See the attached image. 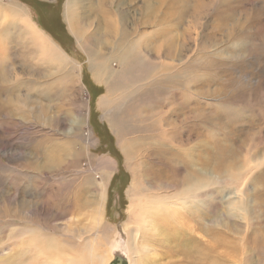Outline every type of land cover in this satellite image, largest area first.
Instances as JSON below:
<instances>
[{"label": "rangeland", "instance_id": "374dc122", "mask_svg": "<svg viewBox=\"0 0 264 264\" xmlns=\"http://www.w3.org/2000/svg\"><path fill=\"white\" fill-rule=\"evenodd\" d=\"M67 2L0 0V104L14 103L0 110V264L56 258L53 249L37 254L41 239L69 255L94 244L132 264H264V0H76L75 30ZM120 11L121 31L145 36L144 57L112 63L107 86L93 79L76 37L87 48L95 33L101 57L117 49L106 22ZM33 28L46 39L30 37ZM56 51L66 59L57 70ZM148 146L180 157L159 165L143 156ZM183 154L211 186L198 201L184 198L185 209L169 199L175 233L143 225L129 250L122 227L133 184L176 192L151 189L140 175L158 168L178 181Z\"/></svg>", "mask_w": 264, "mask_h": 264}, {"label": "bare ground", "instance_id": "6f19581e", "mask_svg": "<svg viewBox=\"0 0 264 264\" xmlns=\"http://www.w3.org/2000/svg\"><path fill=\"white\" fill-rule=\"evenodd\" d=\"M101 1H102L103 5H107V3L109 2V0H101ZM75 2H76V0H68V2L65 5V8H64V10H65V21L67 22V24L69 25V27L71 29L73 28V30L78 29V27H80L78 24V21L79 22L82 21L80 17L79 18L73 17L72 9H73ZM116 3H117V6L120 7L121 0H116ZM100 10H101L102 14L104 15L105 13L102 10V7ZM148 10H149V8H148ZM122 15H124L122 12L119 13L118 20L116 23L115 22L112 23L111 21H109L108 23L106 22V26L109 27L110 29L112 28V30H113L114 24H115V28L113 31V37H114L113 41H115V45H117L119 47V48L117 47L118 50L116 48H112L111 51H108L105 56L101 57V54H99L98 51L96 52V50L93 49V47L99 48V44L101 43V38H99L95 33H91V34L88 33L86 35L85 39L89 43V46L87 48H85L83 46L81 37L80 36L76 37L77 45L79 46L80 49H82L83 51L86 52V54L89 58V68L93 74V79L96 82L101 81V83H104L107 86L109 85V83H106V81H107V78L110 77V75H108V70H109L108 68L111 67L112 63H115L116 65H118L120 67H126V65H128V64H132L133 62H136L135 60L137 59V57H139V56L144 57V55H142L141 52L139 51V48L141 47V43H142L141 40H143L145 38V36L144 37L142 36L143 38L141 36H139L140 37L139 38L138 36H136L135 33L131 34V32H128L127 30L121 31V23L123 21H125V19H126L125 15L124 16H122ZM116 28H117V31H116ZM70 31H72V30H70ZM4 35H7L6 32L4 33ZM30 37H33L34 40L38 39V37H40V38L42 37V39H44V40L46 39V36L44 34L42 35L40 31H38L34 28L32 29ZM151 48H153V46ZM151 48H149V50H151ZM95 53H98L99 56L96 55ZM63 55L64 54H59V52L56 51V56H53L54 60L52 59V62H51L54 66L57 65L56 68L53 67L54 69H56V70L60 69L61 65L66 62V59L63 57ZM63 77H65L67 79V76H63ZM67 81H68V79H67ZM64 83H65V85L68 84L66 82H64ZM3 94H6V93H3L0 91V96ZM12 99H13V97H8L4 101L3 104H0V110L5 108V110L8 112L9 108L12 107L14 104ZM103 99L104 98L102 97L98 101V106H101V108H103L105 106ZM193 121H194V119H193ZM148 147H147L146 152L143 156L147 160H151V159L156 160L157 159L159 165H165L166 163H170L171 162L170 160H173L175 157L179 156V154L176 152L171 153V154L170 153L167 154L164 151L163 147H160V146H150L149 148ZM130 150L132 151V149H130ZM131 151L124 150V153H125L127 159L131 158V156H132ZM47 152L49 153L50 150L48 149ZM48 153H46V155ZM50 154H51V152H50ZM134 154H136V153H134ZM140 155H138V156H140ZM181 156L183 158L182 159L183 162L185 161L184 163H187V169L185 171V174L182 173V175H183L182 179H180L178 181H173L172 179L170 180L166 176L167 174L166 175L164 174V170L158 169V168L156 169L157 171H152V172L150 171V169H147V170L144 169V170H142L143 173L140 175L141 181L144 182L145 184L147 183L151 189L161 191L162 189H173L174 190V188H176L177 189L176 192L170 193V194L169 193L162 194V193H156L153 190L155 193L150 192V193L146 194V192L142 188H136L135 184H133V187L130 190V194L132 197V205L127 210V214L129 215V222H128V224L124 223L123 227H122L123 232H125L126 236H127L126 237L127 238L126 247L129 250H130L132 244L134 245L138 242V239H139V236H140L141 230H142L141 227L143 225L145 226V230H146V226H148L147 228H150L153 230H158V231H160L161 234L162 233L167 234L169 231H171V233L172 232L175 233V231H176L175 230V224H172L175 221L174 220L175 216L172 215L173 209L168 208L170 206L173 207V205L171 203L169 204V199L170 200L177 199V203L180 202L182 204L180 206L181 209H185L186 206L183 205V203H186L184 201V198L187 199L188 201H190L191 203L193 201L194 202L198 201L200 191L204 188H209L208 187L209 182L207 181V179L205 178V180H204V177L202 178L200 176V173L196 170V168H195L196 162L193 160H188L186 158L185 154H183ZM48 157H50V156L48 155ZM101 163L103 165H107V167H109V165H110L111 170H114V168H115L114 162L110 161L108 159H106L104 162L101 161ZM99 178H100V183H98V187L100 188V190L103 191L102 188L104 187V182H103L101 177H99ZM209 186H211L210 183H209ZM96 221H97V219H96ZM171 233L169 232V234H171ZM36 234H38V233L36 232ZM33 235H34V233H33ZM37 236H33V237L36 238ZM96 236H95V239H96ZM99 236H100V234H99ZM22 237H24V235ZM38 238L41 239L42 237H38ZM38 238H36V240H38ZM45 240L46 239L33 241L32 246L34 248H36V250L38 251L37 254L38 255L40 254V256L46 255L47 249H48L47 250L48 254L50 251H51L52 256L54 254H57L58 257L56 256V258H54V259L52 258L51 260H49L50 257H47L48 261H46V264H109V262L111 260L110 252L104 251V250L100 251V250L96 249V246L94 244H85L84 243L83 244L84 245L83 250H80L78 248L79 250L73 252L72 255H69L68 253L64 252L66 250H64V251L60 250V248L58 246L59 244L57 245L58 249H55V246H56L55 241L53 242V240H50V239L48 241H45ZM89 242H91V241H89ZM51 243L55 244V246L52 247L53 245ZM57 243H59V242H57ZM50 249H53L54 251H52ZM131 250L132 251L134 250L133 247ZM53 252H56V253L53 254ZM123 256L127 259L128 264L133 263V262H131L132 257H130V261H129V256H127V255H123Z\"/></svg>", "mask_w": 264, "mask_h": 264}, {"label": "flooded vegetation", "instance_id": "af4514ba", "mask_svg": "<svg viewBox=\"0 0 264 264\" xmlns=\"http://www.w3.org/2000/svg\"><path fill=\"white\" fill-rule=\"evenodd\" d=\"M42 10V7L39 5V12ZM35 12L36 13H38V11H37V9L35 10ZM41 13V12H40ZM46 20H47V18L44 20L43 19V22L45 21L46 22ZM47 24H49V25H51L52 26V28L55 30V31H63V29H62V26H61V22L59 21V20H57V21H51V20H47ZM52 23H54V24H52ZM57 33V32H56ZM58 34L59 35H63L64 36V34L63 33H59L58 32Z\"/></svg>", "mask_w": 264, "mask_h": 264}, {"label": "water", "instance_id": "95a60500", "mask_svg": "<svg viewBox=\"0 0 264 264\" xmlns=\"http://www.w3.org/2000/svg\"><path fill=\"white\" fill-rule=\"evenodd\" d=\"M109 264H128L127 259L120 253H115Z\"/></svg>", "mask_w": 264, "mask_h": 264}]
</instances>
